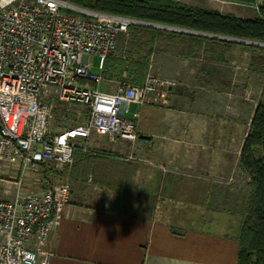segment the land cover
<instances>
[{
	"label": "crops",
	"instance_id": "crops-1",
	"mask_svg": "<svg viewBox=\"0 0 264 264\" xmlns=\"http://www.w3.org/2000/svg\"><path fill=\"white\" fill-rule=\"evenodd\" d=\"M206 9L249 16L235 14L225 6ZM175 45L181 55L182 46ZM156 50L160 52V48ZM155 56L153 53L152 57ZM251 56L252 51L246 46L234 45L226 54L225 66L238 78L239 74L251 72ZM165 62L166 70L161 67ZM223 67L203 57L181 55L173 59L170 55L168 59H158L155 70L178 79L181 86L170 90L168 99L159 101L165 107L134 103L129 107L134 105L131 119L135 120L140 136L150 137H140L137 142L146 147L158 138L160 143H154L160 164L151 167V174L141 163L124 161L116 154L98 150H90L89 154L76 152L72 178L84 181L83 184L92 178L98 193H91L86 187L72 188L69 203L48 241L52 252L50 264H238V229L230 230L235 234L228 230L223 233L202 216L203 221L201 218L195 223L187 222L174 206L186 201L202 203L196 201H209L211 197L224 206L223 211L230 217L239 219L234 208L249 195L248 188L236 193L235 188L220 185L223 182L218 179L225 165L232 166L229 157L233 156L249 180L240 158L252 119L245 124L231 120L234 117L227 119L232 114L223 116V94L218 93L224 85ZM210 69L215 71V78L203 80ZM121 80L104 78L102 90L115 92ZM233 88L237 85L232 84ZM161 110L162 119L156 115ZM105 141L112 147L111 152L118 151L115 148L121 141ZM134 166L137 171L130 178L128 171ZM102 188L106 189V198L98 196Z\"/></svg>",
	"mask_w": 264,
	"mask_h": 264
},
{
	"label": "built area",
	"instance_id": "built-area-1",
	"mask_svg": "<svg viewBox=\"0 0 264 264\" xmlns=\"http://www.w3.org/2000/svg\"><path fill=\"white\" fill-rule=\"evenodd\" d=\"M247 6L259 11L264 0ZM141 24L65 0H0V169L17 175L13 198L0 199V264H50L52 258L48 241L71 185L26 191L28 175L45 164L72 165L78 149L90 150L86 142L94 134L112 143L139 141L135 120L126 118L130 104L142 106L177 85L150 72L142 85L122 79L113 93L100 89L119 37ZM95 58L100 73L93 71ZM73 104L86 109L84 122L52 130L58 107Z\"/></svg>",
	"mask_w": 264,
	"mask_h": 264
},
{
	"label": "trees",
	"instance_id": "trees-1",
	"mask_svg": "<svg viewBox=\"0 0 264 264\" xmlns=\"http://www.w3.org/2000/svg\"><path fill=\"white\" fill-rule=\"evenodd\" d=\"M65 1L100 12L131 17L142 22L264 44V6L253 16L243 18L231 13H222L216 9H206L174 0ZM227 1L244 4L252 2V0ZM126 34L133 40L134 47L127 55L116 56L113 53L107 58L105 71L102 72L104 78L117 77L128 80L127 82L131 84L142 85L146 76L152 72V55L157 40L180 44L182 56L203 57L211 63L223 65L227 64L226 54L232 46H246L252 51L250 69L264 74V47L261 46L193 33L176 31L166 33L142 24L131 25ZM140 39L146 42L142 43ZM146 46L149 49L144 54L143 50ZM124 73L126 77H122ZM85 153L89 154L90 150ZM240 162L249 177V195L242 203L236 205L233 211L238 213L240 219L238 233L235 236L239 244L238 264H264V104L262 103L257 106L251 119ZM136 166L129 169L130 178L137 171ZM73 168L74 165L72 171ZM173 231L178 232L175 229Z\"/></svg>",
	"mask_w": 264,
	"mask_h": 264
},
{
	"label": "rangeland",
	"instance_id": "rangeland-1",
	"mask_svg": "<svg viewBox=\"0 0 264 264\" xmlns=\"http://www.w3.org/2000/svg\"><path fill=\"white\" fill-rule=\"evenodd\" d=\"M174 1H182L184 3L194 6L196 5L202 8H208L210 6L222 8L225 6L226 8L232 10L235 14L243 15V16L249 15L248 17L253 16L256 12V10L250 8L249 6H247V4L234 3L227 0H174ZM143 25L160 29L162 31H165L166 33L173 31L170 29H162L160 27H157L155 26L154 23L151 22H144ZM176 32L183 33V31H176ZM184 33H190V32L185 31ZM221 40H225V39H221ZM139 41L142 43L146 42V40H142V39H140ZM175 44L176 43H168L166 41L157 40L154 51V54H156L157 56L152 57V63H154L152 73L158 77L168 78L172 81H176L177 85L174 87V89H178L181 86V83L178 79L168 77L164 71L158 72L155 70V64L156 62H158L159 58L168 59L170 55L173 59H177L178 57H181V55L179 54L180 49ZM133 47H134V42L130 38V36H128L126 33L122 34L118 39L117 48L114 54H116V56L127 55V53H129ZM156 48L157 49L160 48V52L157 51ZM148 49L149 47L147 46L144 48L143 50L144 54L147 53ZM98 64H99V59L95 58L93 71L96 73L99 72ZM167 66L168 63L166 62L163 65H161L162 69L164 70H166ZM222 70H223L222 81L224 82V85H223V89L218 90V93L219 95L220 93L223 94L222 97L224 102L223 116L225 117L227 114H232V116H230L227 119L230 120L232 117H234V119L231 120H235V121L239 120L247 124L249 119L253 117L257 106L260 103L264 104V74H259L249 69L251 72L239 74L242 76L237 75L238 78L237 77L235 78L234 77L235 75H233V72L230 68H227L224 65ZM160 73L163 74L161 75ZM214 75H215V71H211L210 69V73H206V77H204L203 80L204 79L206 80V78L209 80L211 78L214 79L215 78ZM197 77H202V76H197ZM248 81H250V83H248ZM232 84L237 85V88L232 89ZM100 89L102 90V85L100 86ZM163 94L165 95L164 96L165 98L162 97ZM169 94H170L169 91L163 92L159 90L154 95L153 100L148 101L147 103L144 104V106L149 104L158 105L160 104L159 101L163 102L164 99H168ZM160 105L163 104L161 103ZM164 105L163 107H165ZM67 109H69L68 112ZM134 109H135L134 105H132V107L129 109V112L126 114V118L131 119L133 117ZM85 112L86 109L82 105H74V104L70 106L60 105L58 109L55 111V115L52 123L53 125L52 130L60 131L65 128H70L82 124L84 122V118H85L84 116L86 115ZM163 113L164 112H162L161 110L158 111L156 115L160 119H162L164 117ZM229 122L232 123L231 121ZM157 139L158 138H156L153 144H147L146 147L145 144H141L139 142L131 143L127 141H121L118 142L119 146L115 148L118 151L111 152L113 151L112 147L107 144L104 136L100 134H94L89 141L90 143L86 142V145L89 147L90 150H96V151L98 150L99 153L103 152L105 154L112 153L114 155L115 154L119 155V158L123 159L124 161H131V162L137 161L142 164V167L148 169L147 170L148 173L151 174L152 173L151 167H156L154 166L155 164H160V159H159L160 155L157 153L158 149L156 148V146H154V143L157 145L160 144L158 143ZM147 149H151V151H148ZM153 149H155V151ZM78 151L82 152V154L85 153L80 149ZM229 158H230L229 160H232L233 164L231 167L225 165V168L219 171L220 176L218 177V179L223 182L220 183V185H223L224 187L235 188L234 191H236V193L239 190H246L248 188L249 180H247L246 175L242 174L243 170L239 169L240 167H237L236 163L238 162L236 161V159L233 156H230ZM75 161L72 165L60 166V167L54 165L53 163L43 165L42 167H40V171L32 172L28 175L27 181H25V190L38 191L58 184L68 183L71 185V190L73 187L74 190L83 189V187H86L87 190L90 189L91 193L96 192L97 195L98 190L96 186H92L93 182L90 181V179L92 178H90L89 179L90 182L87 181L86 184H83L84 181H81L80 179L74 180L72 178L71 170L73 165L75 164ZM1 170L3 169H0V199H12L14 196V184L17 181V175L15 171H13L12 169H8L7 173H3V171ZM105 191L106 189L104 188L99 190L98 196L106 198L107 192ZM219 195H221V193ZM222 196L224 197V193H222ZM208 199L210 200L196 201L202 203H194V202L190 203L188 201L184 203L177 202L174 203V206L177 209V211H179L178 213L179 216L182 215L187 222L195 223V221H199L202 217H204L206 218L207 221L212 222L214 229H217L219 231L222 230L221 232L223 233H225L226 230L230 231V230L239 229L240 219L234 216L230 217L228 212L223 211L224 206H221L217 201V199L212 200L211 197H209ZM97 204H98V199H97ZM202 204H204V206H201ZM98 205L102 206L101 204ZM200 221H203V218ZM232 232L233 231H230L228 233L235 234Z\"/></svg>",
	"mask_w": 264,
	"mask_h": 264
},
{
	"label": "water",
	"instance_id": "water-1",
	"mask_svg": "<svg viewBox=\"0 0 264 264\" xmlns=\"http://www.w3.org/2000/svg\"><path fill=\"white\" fill-rule=\"evenodd\" d=\"M190 33H195V31H189ZM200 35L202 36H207V37H214V38H219V39H225V40H231V41H236V42H241V43H248L250 45H256V46H261L264 47L263 43H259V42H254V41H246V40H240V39H234V38H228V37H223V36H216V35H212V34H206V33H200ZM141 139H149L150 137L147 135H141L140 136Z\"/></svg>",
	"mask_w": 264,
	"mask_h": 264
}]
</instances>
